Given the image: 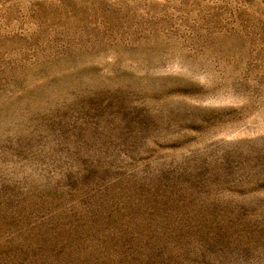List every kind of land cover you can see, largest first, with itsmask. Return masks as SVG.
<instances>
[{"label": "rangeland", "instance_id": "obj_1", "mask_svg": "<svg viewBox=\"0 0 264 264\" xmlns=\"http://www.w3.org/2000/svg\"><path fill=\"white\" fill-rule=\"evenodd\" d=\"M0 264H264V0H0Z\"/></svg>", "mask_w": 264, "mask_h": 264}]
</instances>
